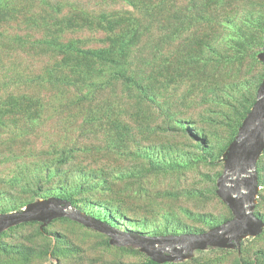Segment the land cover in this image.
Returning <instances> with one entry per match:
<instances>
[{"label": "rangeland", "instance_id": "374dc122", "mask_svg": "<svg viewBox=\"0 0 264 264\" xmlns=\"http://www.w3.org/2000/svg\"><path fill=\"white\" fill-rule=\"evenodd\" d=\"M9 4V34L23 40H77L87 49L131 31L123 63L140 88L103 78L76 82L90 70L71 74L49 54L4 58L0 214L57 197L145 236L200 233L233 217L217 183L264 81V0ZM255 174L260 233L170 262L264 264V149ZM0 247L11 252L0 253V264H138L149 257L68 218L4 229Z\"/></svg>", "mask_w": 264, "mask_h": 264}, {"label": "water", "instance_id": "95a60500", "mask_svg": "<svg viewBox=\"0 0 264 264\" xmlns=\"http://www.w3.org/2000/svg\"><path fill=\"white\" fill-rule=\"evenodd\" d=\"M264 62V51L259 54ZM264 149V81L258 89L257 100L239 128L235 141L229 146L224 173L219 178L218 193L228 204L233 217L200 233L145 236L134 231H120L92 217L69 202L57 197L37 200L15 212L0 214V232L29 221L68 218L109 238L113 246H135L157 262L180 260L184 253L205 248H228L242 236H256L262 220L253 213L257 193L255 162ZM164 252L165 254H162Z\"/></svg>", "mask_w": 264, "mask_h": 264}, {"label": "trees", "instance_id": "16d2710c", "mask_svg": "<svg viewBox=\"0 0 264 264\" xmlns=\"http://www.w3.org/2000/svg\"><path fill=\"white\" fill-rule=\"evenodd\" d=\"M130 1V0H127ZM10 0H0V65L4 58L24 54V56H32L33 54H49L51 58L61 57V63L58 65L64 68L69 67L71 74L77 68H88L89 73L80 72L76 82H83L87 79H101L108 83L112 80L130 83L140 88L134 74L128 73L124 67L123 60L127 58L129 48L132 44L130 36L131 31L126 34L114 33L107 36L104 45L98 48H80V42L69 41L62 42L57 39H42V40H23L18 36L9 34V29L6 24L8 17H11L12 8L9 4ZM103 17V16H102ZM102 20L96 23L99 25ZM133 34V33H132ZM259 185H263L261 178L258 179ZM261 218L259 214H256ZM2 232H0L1 234ZM0 253L6 258H10V253L4 247H0ZM20 254V253H19ZM48 255V252L47 254ZM138 264H180L169 261L157 262L148 257Z\"/></svg>", "mask_w": 264, "mask_h": 264}]
</instances>
